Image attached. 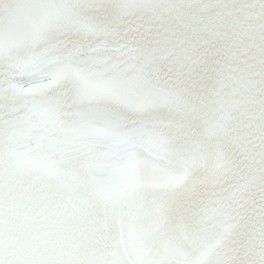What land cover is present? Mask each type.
Masks as SVG:
<instances>
[{
    "label": "snow or ice",
    "instance_id": "6c2138e0",
    "mask_svg": "<svg viewBox=\"0 0 264 264\" xmlns=\"http://www.w3.org/2000/svg\"><path fill=\"white\" fill-rule=\"evenodd\" d=\"M0 264H264V0H0Z\"/></svg>",
    "mask_w": 264,
    "mask_h": 264
}]
</instances>
